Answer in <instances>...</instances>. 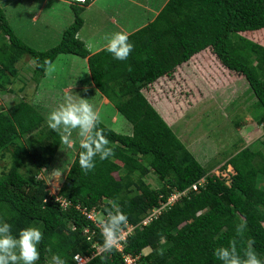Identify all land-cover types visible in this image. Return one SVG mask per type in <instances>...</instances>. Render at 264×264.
Listing matches in <instances>:
<instances>
[{"label":"trees","instance_id":"1","mask_svg":"<svg viewBox=\"0 0 264 264\" xmlns=\"http://www.w3.org/2000/svg\"><path fill=\"white\" fill-rule=\"evenodd\" d=\"M260 2L264 6V0H169L153 22L128 35L134 47L125 60L114 58L107 47L91 54L77 37L83 7H73L74 22L61 41L41 52L19 39L0 4V95L16 91V64L25 56L36 60L39 82L46 75L45 60L52 64L60 55H74L87 59L94 88L132 125L126 135L96 119L84 139L98 140L100 131L108 143L95 152V167L87 172L79 164V152L87 149L79 146L55 196L40 176L56 162L60 135L32 98L27 100V85L19 88L25 98L0 110V157L11 163L0 172V227L10 226L3 235L18 241L21 229L39 228L43 238L36 264H57V256L77 264V255L89 258L87 264H126L124 255L139 257V264H226L218 249L229 250L228 260L236 256L243 262L249 247L264 261V138L237 148L222 166L218 158L204 166L143 93L211 49L224 68L248 81L256 97L255 125L264 127V45L239 33L242 26L264 29V18L256 14ZM248 124L236 125L244 132ZM217 166L234 169L231 184L212 174ZM147 172L157 176L158 188L148 183ZM194 184L198 190L190 189ZM189 189L148 226L141 225L173 193ZM118 212L127 216L120 229L136 228L123 252L106 251L104 228ZM91 213L96 221L88 218Z\"/></svg>","mask_w":264,"mask_h":264},{"label":"rangeland","instance_id":"2","mask_svg":"<svg viewBox=\"0 0 264 264\" xmlns=\"http://www.w3.org/2000/svg\"><path fill=\"white\" fill-rule=\"evenodd\" d=\"M44 3L45 0H0L19 39L41 52L61 41L63 32L71 25L70 17L74 16L70 6L51 1L44 7ZM260 5L264 8L262 3L259 4L260 11L256 14L264 18L260 14ZM84 18L88 24L87 33L98 34L103 25L101 20L91 12ZM55 20H59L60 24ZM240 30L242 35L264 45V29H246L242 26ZM98 39L97 36L96 43ZM101 42L105 44V41ZM35 65L36 60L29 56L16 64L19 72L13 86L16 91L0 95V110L25 98V93H20L18 89L27 85V100L32 98L31 102L45 118L60 105L67 106L69 102L78 103L84 99L92 105L97 119L109 128L121 134L132 133V125L118 114L112 104L101 105L103 96L93 87L84 59L74 55H60L52 63L54 70L47 72L39 82L35 79ZM250 89L244 76L224 68L212 50L208 49L178 67L171 76L159 79L144 91L150 103L155 102L156 109L173 125L174 132L201 164L209 165L214 158H218L222 166L237 148L248 147L264 138V127L259 126L258 129V125H255L257 122L254 116L258 115V111L254 107L256 97ZM66 95L71 96L70 101ZM238 123H250L245 125L250 126V129L243 132L244 127L240 128L236 125ZM78 130L79 126L72 130V147L62 144L56 162L40 176L46 180L52 195L59 196L78 151L79 141L84 140L87 134L79 136ZM10 164V158L0 157V172L10 167ZM221 166H217L212 174L227 179L228 184H231L234 169L228 166L226 171H220ZM58 170L59 176L54 175ZM147 174L148 183L158 188L157 176L153 172Z\"/></svg>","mask_w":264,"mask_h":264},{"label":"clouds","instance_id":"3","mask_svg":"<svg viewBox=\"0 0 264 264\" xmlns=\"http://www.w3.org/2000/svg\"><path fill=\"white\" fill-rule=\"evenodd\" d=\"M91 3L85 6H77L86 7ZM106 39L108 40L106 45L107 50L113 53L114 58L118 60H125L134 47V45L128 41L127 34L122 32L113 33L110 39L109 37H106ZM45 65H47L45 70L46 73L54 70L50 61L45 60ZM85 90H87V88ZM68 99L70 101L71 96H68ZM96 119V114L92 111V105L87 100L81 99L78 103L69 102L67 106L60 105L59 108L52 110L47 115L46 122L49 128L59 133L61 143L71 148L74 143L72 139V130L77 129L79 126V136H85V134L92 129ZM61 126L63 127L61 128ZM96 136L99 138L98 140H94L91 136H88L87 139L79 141L80 148L87 149L86 152H79V164L85 172L95 167L92 163V157L95 152L100 151L102 144L108 143L104 136L101 135L100 131L96 132ZM92 145H95V149H93ZM109 151H111V149H109ZM104 155H106V153L101 156V159H104ZM59 174V170L57 173H54L56 176H59ZM110 221L112 226L106 225L104 228L105 243L103 248L106 251H111L115 247L118 235L122 231L118 226L126 224L127 216L124 213L118 212L116 215L110 216ZM9 228L10 226L6 223L0 227V264H9V261H19L22 262V264H36L40 259L38 245L43 238L41 230L33 226L23 228L20 230V239L17 241L10 235H3L9 232ZM125 241H121L122 250L116 247L120 252H123ZM234 251L235 249H233V252ZM217 255L220 259L225 260L226 264H264V261H261L257 257L255 250L250 247L245 253L247 259L243 262L236 256L228 260L227 258L231 253L227 248L218 249ZM54 259L57 261V264H66V261L61 260L59 256Z\"/></svg>","mask_w":264,"mask_h":264},{"label":"crops","instance_id":"4","mask_svg":"<svg viewBox=\"0 0 264 264\" xmlns=\"http://www.w3.org/2000/svg\"><path fill=\"white\" fill-rule=\"evenodd\" d=\"M51 1L61 3L64 6L65 5L70 6L72 11L74 6L77 7V5H72L63 0H45L44 7L48 4V2ZM168 2L169 0H95L93 3L89 4L88 6L83 7L84 24L81 30L79 31V33L77 34V37L86 45V47L91 52V54L98 53L104 48H106V45L108 43L106 37H109L110 39L111 34L116 32H122L127 34L128 36L138 31L139 29L147 26L149 23L153 22L156 19V17L159 15L161 10L166 6ZM42 10L43 8L41 7V11ZM90 12L96 15L103 24L100 26V30L98 34L96 32L94 35L87 33L88 30H86V28L88 27V24L86 22V18L84 17H86V15ZM70 21L72 25L74 22V16L70 17ZM55 22L60 24L59 20H55ZM97 36L98 38H100L98 39V41L99 40L103 42L105 41V44H102L101 41L99 42L97 41L96 43ZM84 61L85 63H87V59H84ZM146 89L147 88H145L144 90ZM144 90L143 93L147 97L146 94L147 92ZM147 99L149 100V97H147ZM103 104L110 106L109 104L111 103L107 98L103 97V99L101 100V105ZM151 104L152 105L154 104L153 106L156 109L157 105L155 104V102H151ZM156 110L160 113L158 109ZM168 124L173 129V125L171 123Z\"/></svg>","mask_w":264,"mask_h":264},{"label":"built area","instance_id":"5","mask_svg":"<svg viewBox=\"0 0 264 264\" xmlns=\"http://www.w3.org/2000/svg\"><path fill=\"white\" fill-rule=\"evenodd\" d=\"M65 2L75 4V5H81L85 6L88 3L94 2L95 0H63ZM204 182V180H202ZM191 190H198V185L194 184ZM183 191V192H175L172 194V196L168 199L167 202L163 203L160 205V207L155 208L153 212L151 213L150 216H148L145 221L141 223V225L148 226L155 218H157L159 215L163 213V211L167 210L170 206L174 205L181 197L186 196L188 192L190 191ZM58 201L61 202L63 206H67L68 202L65 200L60 199L59 197L57 198ZM88 218L96 221L97 220V214L96 213H91L87 214ZM99 226H103V224H99ZM136 226L127 224V227L125 229H122L120 234L118 235V239L116 242L115 247H117L119 250H122V245L121 241H125L135 230ZM78 257V258H77ZM126 264H138L139 257H133L131 255H126L124 256ZM75 261L77 264H87L89 261V258H84L80 255L75 256Z\"/></svg>","mask_w":264,"mask_h":264},{"label":"bare ground","instance_id":"6","mask_svg":"<svg viewBox=\"0 0 264 264\" xmlns=\"http://www.w3.org/2000/svg\"><path fill=\"white\" fill-rule=\"evenodd\" d=\"M66 58V57H65ZM67 59V58H66Z\"/></svg>","mask_w":264,"mask_h":264}]
</instances>
